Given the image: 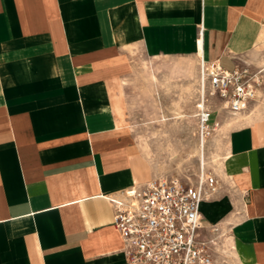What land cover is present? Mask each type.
Returning a JSON list of instances; mask_svg holds the SVG:
<instances>
[{
	"label": "crops",
	"instance_id": "crops-1",
	"mask_svg": "<svg viewBox=\"0 0 264 264\" xmlns=\"http://www.w3.org/2000/svg\"><path fill=\"white\" fill-rule=\"evenodd\" d=\"M263 32L264 0H0V264H127L108 196L156 176L121 117L130 53L232 69ZM231 115L200 210L217 264H264V86Z\"/></svg>",
	"mask_w": 264,
	"mask_h": 264
},
{
	"label": "built area",
	"instance_id": "built-area-1",
	"mask_svg": "<svg viewBox=\"0 0 264 264\" xmlns=\"http://www.w3.org/2000/svg\"><path fill=\"white\" fill-rule=\"evenodd\" d=\"M201 69L211 94L232 114L248 110L264 85L262 70L245 60L232 69L218 60H203ZM198 109L199 129L205 137L220 123L211 121L214 109L206 99L198 103ZM217 189L216 177L205 171L196 183L161 174L109 195L127 264H217V244L226 232L217 225H204L200 210L202 200Z\"/></svg>",
	"mask_w": 264,
	"mask_h": 264
},
{
	"label": "rangeland",
	"instance_id": "rangeland-1",
	"mask_svg": "<svg viewBox=\"0 0 264 264\" xmlns=\"http://www.w3.org/2000/svg\"><path fill=\"white\" fill-rule=\"evenodd\" d=\"M130 57L131 71L119 83L121 117L156 175H177L196 183L203 172L221 169L232 126L227 123L233 115L211 94L200 59L195 55L153 58L141 49ZM245 61L264 76V32ZM203 99L214 109L211 121L222 118L219 127L205 137L197 116Z\"/></svg>",
	"mask_w": 264,
	"mask_h": 264
}]
</instances>
